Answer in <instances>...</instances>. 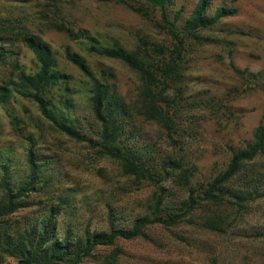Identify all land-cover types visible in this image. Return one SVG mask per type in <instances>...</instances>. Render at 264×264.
<instances>
[{"label":"rangeland","instance_id":"obj_1","mask_svg":"<svg viewBox=\"0 0 264 264\" xmlns=\"http://www.w3.org/2000/svg\"><path fill=\"white\" fill-rule=\"evenodd\" d=\"M124 1L140 6L136 0ZM174 1L176 6L167 12L173 16L181 10L180 27L199 0ZM210 3L209 13L229 7L236 14L201 31V40L183 55L178 89L169 91L179 98L174 106L179 117L171 131L174 140H170L159 124L139 112L143 97L140 75L122 61L90 54L83 40L69 37L70 32L87 31L103 45L119 44L130 51L141 42L172 48L159 26L157 9L141 5L144 9L138 13L116 1L99 0H0V92L8 89L5 102L0 103V154L11 158L9 173L14 181L20 182L29 173L24 163L30 149L41 165L30 183L35 191L23 198L31 205L6 219L1 229L0 264L14 261L1 250L6 235L23 232L26 225L45 219L44 210L58 196L68 197L73 217L62 210L54 222L59 228L67 222L79 234L87 228L90 232L106 230L109 205L126 216L134 215L153 190L165 187L166 195L176 190L170 180L154 178L153 186L124 176L113 160L75 144L51 127L37 104L17 92L21 74L39 69L23 36L31 34L45 42L56 70L69 77L73 91H81L72 100L76 115L87 114L85 79L66 60L67 46L86 60L97 77L107 74L108 83L132 111L139 139L163 152L179 150L185 163L196 165V181L201 183L226 169L231 154L251 139L264 117V0ZM63 94L55 87L48 97L57 102ZM245 166L252 169L251 175L237 177L238 183L256 181L264 193V156ZM254 173H260L257 180ZM3 191L0 187V196ZM248 205L239 214L222 213L224 233L186 222L154 228L134 240H117L113 246L95 249L83 264H264V197Z\"/></svg>","mask_w":264,"mask_h":264},{"label":"trees","instance_id":"obj_2","mask_svg":"<svg viewBox=\"0 0 264 264\" xmlns=\"http://www.w3.org/2000/svg\"><path fill=\"white\" fill-rule=\"evenodd\" d=\"M99 1H116L138 13L144 6L160 12L159 26L168 36L172 48L141 42L130 51L119 44L103 45L87 31L70 32L69 37L83 40L90 54L122 61L136 71L142 81L140 114L159 124L167 133V138L174 140L171 131H175L179 117L178 110L174 108L178 106L179 98L174 94L171 96L169 91L177 88L183 55L201 40V31L235 15L236 9L218 7L209 13L210 0H199L179 27L181 10L175 11L173 16L167 12V9L176 6L174 0H136L140 4L138 7L124 0ZM22 40L36 55L39 69L33 74H21L17 92L37 104L40 115L57 133L113 160L128 178L134 177L137 182H149L153 186L154 178L170 180L176 190L168 195L165 194V187H159L155 193L153 190L141 204L139 213L134 215L126 216L109 205L106 230L90 232L87 228L79 234H74L67 222L61 228L54 222L62 210L68 218L73 217L68 197L58 196L56 203L44 210L45 219L26 225L23 232L17 230L12 235H6L1 250L14 260L7 264H83L84 259L91 257L99 247L113 246L117 240H134L154 228L177 227L183 222L201 225L214 233H224L227 229L222 213L239 214L248 208L250 202L264 197L256 181L247 184L237 181V177H250L252 169L245 165L253 164L264 156V117L253 129L251 139L231 154L226 169L200 183L196 181V165L185 163L179 150L173 148L163 152L158 148V151L146 139H139L132 111L108 83L106 73L102 72V76L97 77L85 59L72 52L69 46L65 48L66 60L85 79L87 114L76 115L72 110V100L82 93L73 91L69 77L56 70L51 49L31 34L24 35ZM55 87L64 92L57 102L48 97ZM6 90L0 92V103L5 102ZM164 92L166 94L163 95ZM10 164L11 158L0 154V187L4 190L0 196V232L6 219L31 205L23 198L28 192L35 191L30 183L41 170L31 149L24 163L29 173L20 182L14 181L10 175ZM253 176L257 180L256 176L260 173Z\"/></svg>","mask_w":264,"mask_h":264}]
</instances>
